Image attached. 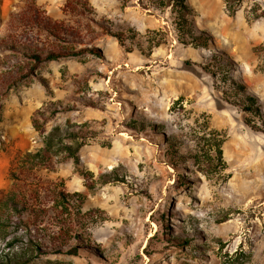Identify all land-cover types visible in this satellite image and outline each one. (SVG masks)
<instances>
[{"label":"rangeland","instance_id":"obj_1","mask_svg":"<svg viewBox=\"0 0 264 264\" xmlns=\"http://www.w3.org/2000/svg\"><path fill=\"white\" fill-rule=\"evenodd\" d=\"M67 1L0 0V264H264V16L188 0L182 43L171 7L88 0V18ZM100 23L133 27V50ZM66 47L85 52L33 54ZM62 192L83 198L68 232Z\"/></svg>","mask_w":264,"mask_h":264},{"label":"trees","instance_id":"obj_2","mask_svg":"<svg viewBox=\"0 0 264 264\" xmlns=\"http://www.w3.org/2000/svg\"><path fill=\"white\" fill-rule=\"evenodd\" d=\"M226 3V10L229 15H234L242 6L243 1L242 0H225ZM150 6H152L155 9L160 10H166L168 7H171V22L174 25L178 35L177 39L182 43H188L189 38H195L196 37V31L197 27L194 24V21L192 19L193 9L191 5L188 3V0H149ZM250 10L249 15L252 19H258L260 17L264 16V0H250ZM65 10L70 12L79 13L85 17L91 18V13L94 12L93 7L89 4L88 0H68L65 4ZM176 12V13H175ZM28 18V17H26ZM33 21L37 26L42 27L49 33L60 36V35H68L72 36L74 34L73 28L70 26H67L64 22L56 21L51 19L50 17H47L43 14L34 13L33 14ZM102 27V31L108 34H111L117 38L120 45L124 47L126 51H132L133 50V42L136 41L137 31L133 27H128L125 30H116L113 31L110 26H108L106 23H100ZM201 34H203L202 31H200ZM200 37V36H199ZM127 39L133 40V42L128 43ZM85 49H74L72 47H66V48H60V49H53L49 50L47 53L39 54V53H33L36 58V62H43V61H49V60H57L60 58H66L70 56H78L82 53H84ZM17 80H14L13 83H15ZM238 87H241V85H237ZM251 104L254 101L253 98L249 97L247 98ZM87 132V131H86ZM86 134V135H83ZM68 136L70 137H86L87 133L83 132V129H77V130H69ZM222 142V139L218 142L219 146V156L222 154V149L220 148V144ZM67 153V157H71L75 160L76 163H79V145L78 144H64L63 148ZM87 178L92 174L90 171L87 173H83ZM108 175V174H105ZM111 180H118L117 177H110V179H104L105 182L111 181ZM89 187H91V183L89 181ZM83 201L82 194L79 192H75L72 194L62 192V202H63V208L67 211V215H69V218L64 220L65 222L62 223L64 232H68L69 222L73 221L75 219L73 212L75 209L77 211L80 210L81 203ZM73 204H77L78 206L75 207ZM74 209V210H73ZM69 226V227H68ZM72 230V229H71ZM64 234V233H63ZM72 236V235H71ZM77 236V233L73 235V237ZM79 236V235H78ZM77 238V241H80L79 237ZM67 241L62 239V242ZM59 252L67 253V254H78L79 245L78 244H65L60 243L56 246Z\"/></svg>","mask_w":264,"mask_h":264}]
</instances>
